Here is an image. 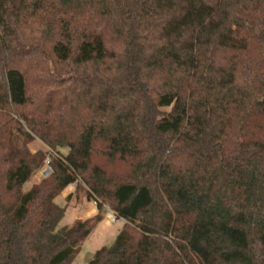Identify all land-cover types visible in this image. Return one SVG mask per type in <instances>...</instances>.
I'll return each instance as SVG.
<instances>
[{
  "label": "trees",
  "instance_id": "16d2710c",
  "mask_svg": "<svg viewBox=\"0 0 264 264\" xmlns=\"http://www.w3.org/2000/svg\"><path fill=\"white\" fill-rule=\"evenodd\" d=\"M72 184L87 264H264V0H0V264L71 263Z\"/></svg>",
  "mask_w": 264,
  "mask_h": 264
},
{
  "label": "rangeland",
  "instance_id": "374dc122",
  "mask_svg": "<svg viewBox=\"0 0 264 264\" xmlns=\"http://www.w3.org/2000/svg\"><path fill=\"white\" fill-rule=\"evenodd\" d=\"M40 148H42V150L48 149L47 146L36 138L27 142L23 146L24 150H28L31 153L39 150ZM61 151L66 152L67 149L62 148ZM44 165L23 185L22 191L28 190L44 178L40 173ZM68 193H70V195L67 197ZM55 202L59 205H64L65 207L64 216L58 224L59 227L70 225L76 219L85 220L94 214H102V220L94 226L89 235L81 242L78 253L69 264H87L88 261L92 259L94 252L98 248L103 245H110L113 242L116 234L123 224L122 219L117 218H115L112 222H107L106 214L109 208L107 206H103L101 211L98 210L93 201L86 199L83 189L75 191L74 184L70 185L59 196H57L55 198Z\"/></svg>",
  "mask_w": 264,
  "mask_h": 264
},
{
  "label": "built area",
  "instance_id": "2783aa9c",
  "mask_svg": "<svg viewBox=\"0 0 264 264\" xmlns=\"http://www.w3.org/2000/svg\"><path fill=\"white\" fill-rule=\"evenodd\" d=\"M40 173L42 177H46L50 173V168L48 166V159L45 160V165L41 169ZM106 216H107V222H112L115 220V216L110 209H108Z\"/></svg>",
  "mask_w": 264,
  "mask_h": 264
}]
</instances>
